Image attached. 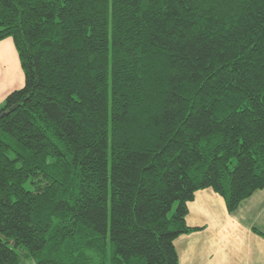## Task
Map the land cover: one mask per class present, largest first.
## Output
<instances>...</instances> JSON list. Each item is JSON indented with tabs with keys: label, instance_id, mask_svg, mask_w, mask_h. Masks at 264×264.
Wrapping results in <instances>:
<instances>
[{
	"label": "trees",
	"instance_id": "obj_1",
	"mask_svg": "<svg viewBox=\"0 0 264 264\" xmlns=\"http://www.w3.org/2000/svg\"><path fill=\"white\" fill-rule=\"evenodd\" d=\"M6 39L0 264H178L196 192L264 190V0H0Z\"/></svg>",
	"mask_w": 264,
	"mask_h": 264
},
{
	"label": "crops",
	"instance_id": "obj_2",
	"mask_svg": "<svg viewBox=\"0 0 264 264\" xmlns=\"http://www.w3.org/2000/svg\"><path fill=\"white\" fill-rule=\"evenodd\" d=\"M10 39L0 43V110L19 83L18 56ZM19 61V60H18ZM20 65V63H19ZM186 225L194 232L174 241L178 264H264V190L229 214L212 190L198 191L187 204Z\"/></svg>",
	"mask_w": 264,
	"mask_h": 264
},
{
	"label": "rangeland",
	"instance_id": "obj_3",
	"mask_svg": "<svg viewBox=\"0 0 264 264\" xmlns=\"http://www.w3.org/2000/svg\"><path fill=\"white\" fill-rule=\"evenodd\" d=\"M15 53H16V51H15ZM17 62H19V61L17 60ZM16 75H17V77H19V83L14 88H12L11 91L14 90V89L20 88L23 85V83H24V75H23V72L21 70V67H20L19 63H18V73H16ZM23 264H35V263L34 262H26V263H23Z\"/></svg>",
	"mask_w": 264,
	"mask_h": 264
},
{
	"label": "water",
	"instance_id": "obj_4",
	"mask_svg": "<svg viewBox=\"0 0 264 264\" xmlns=\"http://www.w3.org/2000/svg\"><path fill=\"white\" fill-rule=\"evenodd\" d=\"M1 117V116H0Z\"/></svg>",
	"mask_w": 264,
	"mask_h": 264
}]
</instances>
